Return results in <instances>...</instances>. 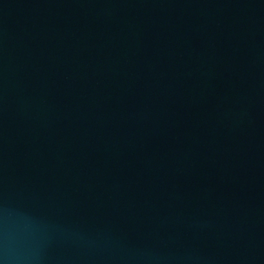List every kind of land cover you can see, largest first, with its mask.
I'll use <instances>...</instances> for the list:
<instances>
[{"label": "water", "instance_id": "95a60500", "mask_svg": "<svg viewBox=\"0 0 264 264\" xmlns=\"http://www.w3.org/2000/svg\"><path fill=\"white\" fill-rule=\"evenodd\" d=\"M0 264H264V0H0Z\"/></svg>", "mask_w": 264, "mask_h": 264}]
</instances>
